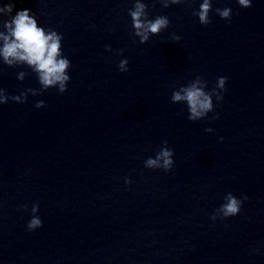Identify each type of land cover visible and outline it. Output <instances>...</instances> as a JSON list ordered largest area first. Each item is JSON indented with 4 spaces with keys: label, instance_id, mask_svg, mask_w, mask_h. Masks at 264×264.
Masks as SVG:
<instances>
[{
    "label": "clouds",
    "instance_id": "clouds-1",
    "mask_svg": "<svg viewBox=\"0 0 264 264\" xmlns=\"http://www.w3.org/2000/svg\"><path fill=\"white\" fill-rule=\"evenodd\" d=\"M164 8L170 5L188 3L189 6L193 0H159ZM239 6L243 8L251 7V0H238ZM14 4L8 3L0 7V14H7L9 20L3 21L5 31H0V58L3 64L9 67L18 65H26L36 74L40 89H26L19 95L8 96L6 90L0 88V104H5L9 100L17 103H24L28 94L42 95L49 88H56L60 94L67 91V84L70 80L68 70L71 68V61L64 56L62 51V34L51 28H44L38 25L37 18L29 9L17 11L12 15ZM212 0H202L198 11H194L193 15L197 16L200 24L208 25L211 23L209 13L212 11ZM215 13L224 20H230L232 15L231 8H216ZM131 17L133 35L139 38L141 44L146 43L152 35H159L167 29L170 20L167 16H156L154 19H149L148 5L143 0H134V5L128 10ZM174 41H179V36H173ZM108 47V46H106ZM108 50H111L108 47ZM118 55H122L123 51L118 50ZM118 69L121 72H127L128 60L122 59L118 64ZM26 72H20L18 79L23 81ZM227 77H219L216 86L210 91L206 90L208 85L202 77L197 76L187 86H182L174 91L171 97L173 103L185 102L188 108V119L190 121H198L208 116V113L214 110L213 97L217 101L223 99V93L226 91L225 85ZM36 108L46 107L43 100L35 104ZM218 116L212 117L213 120ZM206 132H212V128H206ZM174 152L168 147V141H163L162 146L156 153L155 157H149L144 162V167L148 169H163L165 172L170 171L174 165ZM131 180L125 179V184L128 185ZM248 197L242 195L237 198L231 192L224 196V203L215 210L219 212L222 219L234 217L241 211V206ZM27 211V205L22 206ZM39 205L33 204L31 208L32 218L27 224L29 231L42 227V220L36 213ZM214 214L212 219L216 220Z\"/></svg>",
    "mask_w": 264,
    "mask_h": 264
}]
</instances>
